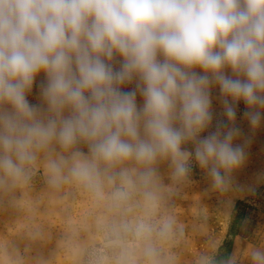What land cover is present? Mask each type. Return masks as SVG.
<instances>
[{
	"label": "clouds",
	"instance_id": "1",
	"mask_svg": "<svg viewBox=\"0 0 264 264\" xmlns=\"http://www.w3.org/2000/svg\"><path fill=\"white\" fill-rule=\"evenodd\" d=\"M215 87L225 119L214 125ZM241 101L254 133L264 0H0V195L28 186L42 163L50 187L74 184L115 214L106 227L121 242L118 264H135L129 237L147 264H164L159 244L180 231L170 215L155 218L161 164L175 182L195 162L212 189L256 195L234 175L252 140L236 124ZM250 258L264 264V248Z\"/></svg>",
	"mask_w": 264,
	"mask_h": 264
},
{
	"label": "rangeland",
	"instance_id": "2",
	"mask_svg": "<svg viewBox=\"0 0 264 264\" xmlns=\"http://www.w3.org/2000/svg\"><path fill=\"white\" fill-rule=\"evenodd\" d=\"M44 79L43 74L37 77L28 96L30 103H40L39 85ZM219 95L218 87L213 88L214 125L225 119ZM137 100L142 103V97ZM245 110L246 105L239 102L236 124L252 140L244 166L234 175L240 185H256L255 196L212 189L195 162L190 178L182 182L170 179L167 163L160 165L161 203L155 218L170 215L180 229L159 244L164 264H198L205 254L252 264L250 251L264 248V182L256 183L264 173V124L252 133L243 118ZM187 147L192 150L191 145ZM138 215H142L139 210L130 214ZM114 217L74 184L50 187L41 163L28 186L0 195V264H92L93 259L97 264H118L121 242L110 238L106 227ZM127 246L136 250L135 264H147L131 237Z\"/></svg>",
	"mask_w": 264,
	"mask_h": 264
}]
</instances>
